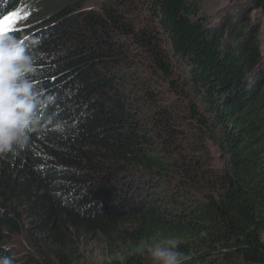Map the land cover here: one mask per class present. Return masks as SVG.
I'll list each match as a JSON object with an SVG mask.
<instances>
[{"label":"trees","instance_id":"obj_1","mask_svg":"<svg viewBox=\"0 0 264 264\" xmlns=\"http://www.w3.org/2000/svg\"><path fill=\"white\" fill-rule=\"evenodd\" d=\"M106 1L58 0L7 32L40 41L50 102L0 158V264L20 263L13 236L30 263L81 264L74 243L100 236L121 254L107 264H151L142 242L171 236L184 264H264V60L248 19L219 31L195 0ZM20 3L0 0V16Z\"/></svg>","mask_w":264,"mask_h":264},{"label":"clouds","instance_id":"obj_2","mask_svg":"<svg viewBox=\"0 0 264 264\" xmlns=\"http://www.w3.org/2000/svg\"><path fill=\"white\" fill-rule=\"evenodd\" d=\"M35 37L0 35V158L16 156L34 130L37 115L50 99L38 86L37 67L42 59ZM175 237L142 242L151 264H184L187 254Z\"/></svg>","mask_w":264,"mask_h":264},{"label":"rangeland","instance_id":"obj_3","mask_svg":"<svg viewBox=\"0 0 264 264\" xmlns=\"http://www.w3.org/2000/svg\"><path fill=\"white\" fill-rule=\"evenodd\" d=\"M21 0L19 7L14 12H19L22 15L28 14L27 19L20 20L16 25V29H21L30 25L37 17L42 15L48 10H51L56 6L58 0ZM200 5V15L205 19L208 27L216 30H221L225 24L229 21H238V25H245V19H248L246 23L245 33L257 34V42L260 48V54L264 60V13L262 10H254V7L247 6L246 4L252 0H195ZM86 9H97L102 4L107 3L106 0H84ZM34 13V14H32ZM146 16V14L141 13ZM38 18V17H37ZM149 19V17L147 16ZM144 19L140 17V21ZM150 20V19H149ZM143 23V22H142ZM227 35V34H226ZM143 73V72H142ZM144 74V73H143ZM167 99L172 100V96L167 94ZM209 156L212 160L214 168L220 167V160L217 151L214 147L207 144ZM12 247L18 254L19 264H43L38 256L33 255L34 262H29L24 258H27L29 253L28 247L20 236L12 237ZM74 247L77 249V256L81 264H107L115 259L121 257L120 251H111L106 242L100 237L95 236L89 238L86 241L80 243L75 242Z\"/></svg>","mask_w":264,"mask_h":264},{"label":"snow or ice","instance_id":"obj_4","mask_svg":"<svg viewBox=\"0 0 264 264\" xmlns=\"http://www.w3.org/2000/svg\"><path fill=\"white\" fill-rule=\"evenodd\" d=\"M28 14L21 16L19 12L10 13L7 16H0V35L6 34L9 31H15V25L22 19L26 20Z\"/></svg>","mask_w":264,"mask_h":264}]
</instances>
